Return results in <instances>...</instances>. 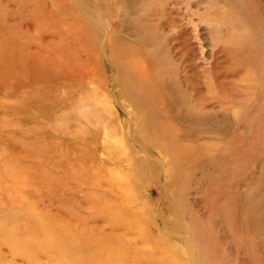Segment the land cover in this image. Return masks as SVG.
Listing matches in <instances>:
<instances>
[{
    "label": "rangeland",
    "instance_id": "obj_1",
    "mask_svg": "<svg viewBox=\"0 0 264 264\" xmlns=\"http://www.w3.org/2000/svg\"><path fill=\"white\" fill-rule=\"evenodd\" d=\"M0 264H264V0H0Z\"/></svg>",
    "mask_w": 264,
    "mask_h": 264
}]
</instances>
